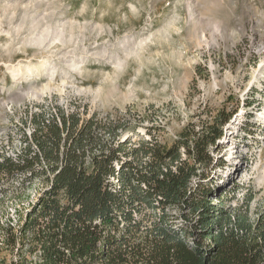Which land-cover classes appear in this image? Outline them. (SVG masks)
<instances>
[{
    "label": "rangeland",
    "instance_id": "1",
    "mask_svg": "<svg viewBox=\"0 0 264 264\" xmlns=\"http://www.w3.org/2000/svg\"><path fill=\"white\" fill-rule=\"evenodd\" d=\"M71 102L130 111L133 144L232 111L193 185L264 209V0H0V156L23 148L27 108ZM46 186L2 178L0 222L17 226ZM3 247L39 264L28 243Z\"/></svg>",
    "mask_w": 264,
    "mask_h": 264
},
{
    "label": "trees",
    "instance_id": "2",
    "mask_svg": "<svg viewBox=\"0 0 264 264\" xmlns=\"http://www.w3.org/2000/svg\"><path fill=\"white\" fill-rule=\"evenodd\" d=\"M232 115L191 122L171 144L148 127L149 138L133 144L121 137L130 111L27 108L23 148L2 153L0 180L48 186L17 226L0 222V264L3 245L27 243L39 264H264V209L253 217L252 196L233 208L228 194L193 185ZM18 257L9 264H32Z\"/></svg>",
    "mask_w": 264,
    "mask_h": 264
}]
</instances>
